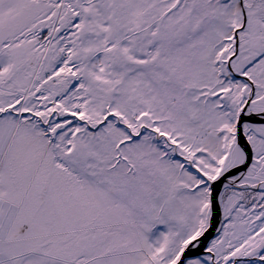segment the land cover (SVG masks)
<instances>
[{"label": "snow or ice", "instance_id": "1", "mask_svg": "<svg viewBox=\"0 0 264 264\" xmlns=\"http://www.w3.org/2000/svg\"><path fill=\"white\" fill-rule=\"evenodd\" d=\"M0 264H264V0H0Z\"/></svg>", "mask_w": 264, "mask_h": 264}]
</instances>
